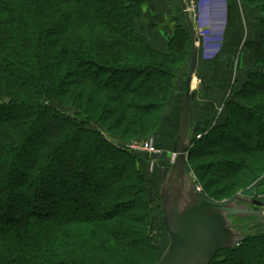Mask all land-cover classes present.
Returning <instances> with one entry per match:
<instances>
[{
    "label": "trees",
    "instance_id": "16d2710c",
    "mask_svg": "<svg viewBox=\"0 0 264 264\" xmlns=\"http://www.w3.org/2000/svg\"><path fill=\"white\" fill-rule=\"evenodd\" d=\"M209 1L227 10L210 38L219 61L235 0ZM239 1L261 28L243 43L251 65L231 85L226 123L194 121L190 103L187 160L213 202L264 174V0ZM145 8L152 0H0V264H155L164 252L159 189L126 147L165 133L192 41L178 25L154 47L139 28ZM197 73L207 80L199 59ZM210 264H264V230Z\"/></svg>",
    "mask_w": 264,
    "mask_h": 264
},
{
    "label": "rangeland",
    "instance_id": "374dc122",
    "mask_svg": "<svg viewBox=\"0 0 264 264\" xmlns=\"http://www.w3.org/2000/svg\"><path fill=\"white\" fill-rule=\"evenodd\" d=\"M152 2V10L147 8L144 9V16L140 21L139 28L142 31L147 32V35H150L151 38L149 41L151 40L154 47L156 46L163 50L171 38L172 29L178 25H180L182 28H187V25L185 23L184 13L178 0H152ZM198 5L199 7L197 16L195 18L191 16V19L196 31V36L198 38L197 46L199 48V68L200 70L201 68H204L207 80L203 81V79H201L197 73V83L195 79L193 81L195 87L192 89V93L195 94V98L191 103V110L193 112L192 119L194 121L203 120L204 123L208 121L210 124L208 128L212 129L213 127L221 126L226 123V104L230 99V88L233 83V81L230 80L233 78L238 80L239 89L240 85L245 82L249 73V67L251 65V55L244 50L243 40L246 39V34L248 31L253 32V41L257 40L261 25L258 23L256 13V28H252V24L251 28H249L245 12L244 16L246 17H244L242 21L246 28H235L236 20L232 18L230 21L231 32H225L223 39L224 47L228 46L227 55L225 57H221L220 60L217 61L216 58L218 54L222 53L223 51L220 50L218 52L217 46L210 38L218 36L221 30L224 29L227 10L225 11L224 5L222 3L220 6H216L209 0H199ZM249 16L252 17L251 15ZM148 24L155 25L154 29L147 31ZM239 30L243 31V36L241 37L236 35V31ZM187 67L188 64L186 65L185 62V64L181 67V74L178 78L179 90L176 95L172 97L169 103L165 105L163 111L164 117L169 119V125L167 126V122L165 123V133L161 137L157 138L158 143L163 150H159V147L156 146L158 143H156V137L154 136L133 141L126 147L130 154L139 159L140 167L142 168L143 173L154 182L158 189L164 180L165 174L170 168V165L166 163V154L172 151V145L170 146L168 143H166L168 129L172 130L173 136H178L179 133L180 115L185 90L184 82ZM217 76H219V81L217 80ZM218 82L225 83L223 85H218ZM65 112L72 114V111L70 110H66ZM196 126L198 125L196 124ZM201 135L203 134H197V136ZM169 141L172 140L170 139ZM143 142H150L158 150V153L148 154L144 151L142 152L139 149V146ZM131 144L138 149L130 148L129 146ZM186 168L190 170L188 172L190 180L193 181L194 178L196 184L201 189V193L205 195V190H203L201 185L198 183L197 176L190 168L188 160H186ZM248 188L253 192L255 199L264 201V174L260 176L254 183L250 184ZM241 194H243V192H239L235 196ZM213 199L217 200V203H224L230 200L219 199L217 197H213ZM159 207L160 204L153 211V220L156 229V241L159 243L161 251H164L168 246V236L165 227L163 226L162 214ZM237 223L245 224L242 227L243 235L264 230L261 229L262 226H260V223H258L256 219L240 220L237 221Z\"/></svg>",
    "mask_w": 264,
    "mask_h": 264
},
{
    "label": "water",
    "instance_id": "95a60500",
    "mask_svg": "<svg viewBox=\"0 0 264 264\" xmlns=\"http://www.w3.org/2000/svg\"><path fill=\"white\" fill-rule=\"evenodd\" d=\"M192 46L184 82L179 133L171 152L166 154L170 165L159 188L162 222L168 246L155 264H210L215 256L236 247L243 240L237 221L256 219L264 225V201L255 199L252 191L227 202L208 200L195 190L187 174L186 160L191 148L190 103L192 83L198 68V38L184 0H179Z\"/></svg>",
    "mask_w": 264,
    "mask_h": 264
},
{
    "label": "crops",
    "instance_id": "0c3cea01",
    "mask_svg": "<svg viewBox=\"0 0 264 264\" xmlns=\"http://www.w3.org/2000/svg\"><path fill=\"white\" fill-rule=\"evenodd\" d=\"M232 12H233V14L231 16L230 21L232 20V18L234 20H236L235 21V27L236 28H246L245 25L243 24V21H242L243 18L246 17V16H247V21H248L249 28H251V24H252V28H256V26H255V24H256V21H255V19H256L255 12L253 10L244 9L239 0H235L234 1L233 7H232ZM244 12L246 13V16H244ZM249 15H251L252 17H250ZM252 33L253 32L248 31V33L246 34V39H244L243 41L244 42H246V41H253ZM241 36H243V31L242 30H241ZM194 79H195V81L197 83L196 77ZM234 80H235V78H233L231 81H234ZM194 87L195 86H194V82H193L192 89Z\"/></svg>",
    "mask_w": 264,
    "mask_h": 264
},
{
    "label": "built area",
    "instance_id": "2783aa9c",
    "mask_svg": "<svg viewBox=\"0 0 264 264\" xmlns=\"http://www.w3.org/2000/svg\"><path fill=\"white\" fill-rule=\"evenodd\" d=\"M185 4H186V8L187 11L189 12L190 16H193V18H195L197 16V11H198V3L199 0H184ZM201 136H196V139H199ZM132 149H138L137 147H135L134 145H130L129 146ZM192 147V145H191ZM139 149L143 152H146L148 154H156L158 153V150L150 143V142H143L140 146ZM192 181V180H191ZM192 183L195 186V190L199 193H201V189L200 187L196 184L195 179L193 178Z\"/></svg>",
    "mask_w": 264,
    "mask_h": 264
}]
</instances>
